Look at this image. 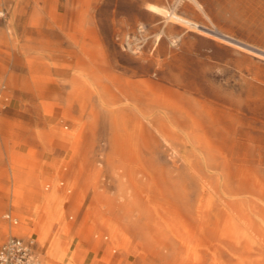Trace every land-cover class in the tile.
Masks as SVG:
<instances>
[{
	"label": "rangeland",
	"instance_id": "rangeland-1",
	"mask_svg": "<svg viewBox=\"0 0 264 264\" xmlns=\"http://www.w3.org/2000/svg\"><path fill=\"white\" fill-rule=\"evenodd\" d=\"M197 1L0 0L2 239L33 235L40 264L86 242L110 264H264V0Z\"/></svg>",
	"mask_w": 264,
	"mask_h": 264
},
{
	"label": "built area",
	"instance_id": "built-area-1",
	"mask_svg": "<svg viewBox=\"0 0 264 264\" xmlns=\"http://www.w3.org/2000/svg\"><path fill=\"white\" fill-rule=\"evenodd\" d=\"M147 25L137 26L135 31L124 36L123 45L130 51L138 52L146 40ZM10 218L9 215L6 216ZM0 264H40L38 241L32 236L0 237Z\"/></svg>",
	"mask_w": 264,
	"mask_h": 264
},
{
	"label": "bare ground",
	"instance_id": "bare-ground-1",
	"mask_svg": "<svg viewBox=\"0 0 264 264\" xmlns=\"http://www.w3.org/2000/svg\"><path fill=\"white\" fill-rule=\"evenodd\" d=\"M194 1L200 8H203L201 3H199L197 0H194ZM150 8L153 11H156L157 13L166 16L168 18V20H174V21L182 23L186 26L197 28V29L205 31V32L215 33L220 37L231 39L234 44H237L235 41H233L234 37L231 36L230 34L224 32L223 30H220L216 27L210 28V27H208V26H206V25H204V24H202V23H200V22H198V21H196L190 17H187V16L177 12L176 8H168L167 9L165 7H161V6H158L156 4H151ZM16 147H17V143H16V141H14L7 146V150L10 152V155L12 156L11 158L17 160V159H21V158L17 154ZM193 235H194L193 232H191V236H193Z\"/></svg>",
	"mask_w": 264,
	"mask_h": 264
},
{
	"label": "crops",
	"instance_id": "crops-1",
	"mask_svg": "<svg viewBox=\"0 0 264 264\" xmlns=\"http://www.w3.org/2000/svg\"><path fill=\"white\" fill-rule=\"evenodd\" d=\"M26 192H30V191L26 190ZM30 193H34V192H30ZM30 197H31V195H30ZM27 199L28 200L30 199V201L34 200L33 198H27ZM75 242L76 243L79 242V239H76ZM67 245H68L67 239H63L61 242H59L58 246L55 248L56 250L54 252V254H55L54 259L58 258L63 253V251L65 250ZM73 248H75V245H73ZM100 252H101V254L99 256V259L96 261L95 257H97V254H98L97 251H95V249L93 248V246L90 243H88V242L83 243L81 246L78 247V249L74 255L73 262L75 264H110L104 260L106 253H104V251H100ZM114 252H116V250H114ZM70 253H71V251H70ZM70 253H68L69 256L67 258V261L71 257Z\"/></svg>",
	"mask_w": 264,
	"mask_h": 264
}]
</instances>
